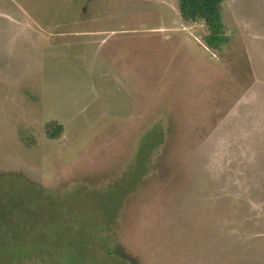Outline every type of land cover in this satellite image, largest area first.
<instances>
[{"label":"rangeland","instance_id":"374dc122","mask_svg":"<svg viewBox=\"0 0 264 264\" xmlns=\"http://www.w3.org/2000/svg\"><path fill=\"white\" fill-rule=\"evenodd\" d=\"M179 3L0 0V264H264V0Z\"/></svg>","mask_w":264,"mask_h":264},{"label":"trees","instance_id":"16d2710c","mask_svg":"<svg viewBox=\"0 0 264 264\" xmlns=\"http://www.w3.org/2000/svg\"><path fill=\"white\" fill-rule=\"evenodd\" d=\"M225 1L180 0L179 3L180 16L185 22L203 23L206 26L207 34L204 36V42L208 48L215 52L224 51L231 40L227 32ZM63 131L64 126L56 121L47 124V136L52 140L59 139ZM5 208L3 207V209ZM6 213H8L6 210L3 211V215Z\"/></svg>","mask_w":264,"mask_h":264}]
</instances>
